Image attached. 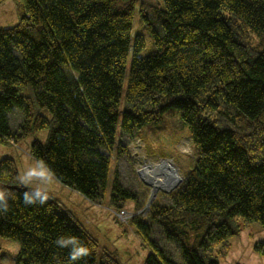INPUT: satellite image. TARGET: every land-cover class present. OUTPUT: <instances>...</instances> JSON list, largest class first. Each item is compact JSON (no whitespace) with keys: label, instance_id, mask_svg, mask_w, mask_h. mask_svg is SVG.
Masks as SVG:
<instances>
[{"label":"trees","instance_id":"trees-1","mask_svg":"<svg viewBox=\"0 0 264 264\" xmlns=\"http://www.w3.org/2000/svg\"><path fill=\"white\" fill-rule=\"evenodd\" d=\"M14 1L17 24L0 28V138L16 142L47 128L29 154L101 203L110 151L126 157L124 140H144L177 117L194 158L167 203L154 201L147 219L130 220L163 261L151 253L145 264H219L211 246L226 253L235 217L264 227V0ZM145 34L154 50L140 56ZM17 175L0 158V190L15 197L0 215V237L19 244L15 264H73L59 237L88 247L75 264H120L105 249L97 260V240L58 199L24 204ZM109 191L111 208L127 199L142 207L118 171ZM254 248L264 255V243Z\"/></svg>","mask_w":264,"mask_h":264},{"label":"rangeland","instance_id":"rangeland-1","mask_svg":"<svg viewBox=\"0 0 264 264\" xmlns=\"http://www.w3.org/2000/svg\"><path fill=\"white\" fill-rule=\"evenodd\" d=\"M17 22L15 1H1L0 28L12 27ZM135 25L136 20L133 22V28ZM144 42L145 47L139 53L140 56H145L154 50L148 34H145ZM125 83L126 78L123 81V91ZM45 114L49 116L48 113ZM166 122V130L151 129L152 132L143 133L144 140L138 136L124 140L126 157L117 156L116 149L110 151L107 189L101 203H93L86 198L83 200L84 198L66 193L58 186L60 182L53 178L49 186V195L67 203L66 200L72 202L71 211L75 214V218L97 240V260L101 251L105 249L111 252L120 264H145L146 258L151 253H155L157 259L162 261L160 254L158 255L159 252L150 241H146L137 234L131 219L120 222L108 209L111 208L108 205L109 188L115 171H118L124 186L139 190V202L142 207L136 210V200L127 199L124 209L128 212L141 211L140 214L145 219L152 202L167 203L170 193L182 183L183 173L192 165L194 158L192 140L186 127L187 131L180 129L181 127L178 128L177 117L168 116ZM145 129L149 128L145 127L143 130ZM118 130L119 127H117ZM47 136L48 129L45 128L19 138L16 142L0 138V158H10L14 169L19 174L35 160L29 154L31 143L34 140L45 142ZM146 146H149L150 151L146 150ZM105 207L107 210H104ZM234 222L238 226V232L228 238L229 246L226 253L221 255L219 252L222 249L221 244L216 243L211 246V255L217 257L219 264H264V255L254 248L257 243H264V227L256 221L243 222L239 217H235ZM151 235L162 245L161 231L157 227L152 230ZM168 248L173 254L172 258L176 260L174 246L168 245ZM18 251L19 244L16 241L0 237V264H15Z\"/></svg>","mask_w":264,"mask_h":264},{"label":"clouds","instance_id":"clouds-1","mask_svg":"<svg viewBox=\"0 0 264 264\" xmlns=\"http://www.w3.org/2000/svg\"><path fill=\"white\" fill-rule=\"evenodd\" d=\"M53 178V170L42 158H36L30 166L19 173L15 177V181L26 189L23 192L24 204H45L49 199V186ZM10 199H15L10 191L6 189L0 190V215L9 211ZM55 243L61 247H71L70 257L73 264L89 254L88 247L72 237H59Z\"/></svg>","mask_w":264,"mask_h":264},{"label":"built area","instance_id":"built-area-1","mask_svg":"<svg viewBox=\"0 0 264 264\" xmlns=\"http://www.w3.org/2000/svg\"><path fill=\"white\" fill-rule=\"evenodd\" d=\"M112 214L114 215V217L119 220L120 222H127L130 219H132L133 217L137 216V215H141V211H133V212H128L126 211L124 208L121 209H114V208H108Z\"/></svg>","mask_w":264,"mask_h":264},{"label":"crops","instance_id":"crops-1","mask_svg":"<svg viewBox=\"0 0 264 264\" xmlns=\"http://www.w3.org/2000/svg\"><path fill=\"white\" fill-rule=\"evenodd\" d=\"M58 186H60V188H61V190H64L66 193H68V194H70V195H75V196H78L79 198H84V197H81L82 195H80L78 192H76V191H74V190H72L71 188L69 189H67L63 184H61V183H58ZM83 200H86L85 198L83 199ZM60 202H61V204L64 206V208L66 209V210H68L73 216H74V218L76 217L75 216V214L71 211V209H72V202L70 201V200H66V201H68V203L67 202H65V201H61V200H59ZM104 210H107L106 209V207L104 208ZM78 222H79V220H77ZM80 223V222H79Z\"/></svg>","mask_w":264,"mask_h":264},{"label":"bare ground","instance_id":"bare-ground-1","mask_svg":"<svg viewBox=\"0 0 264 264\" xmlns=\"http://www.w3.org/2000/svg\"><path fill=\"white\" fill-rule=\"evenodd\" d=\"M168 167V166H167ZM165 168V167H164ZM170 168V167H169ZM163 169V168H162ZM165 170V169H164ZM166 172H168V170L166 171ZM173 172V171H172ZM149 177V176H148ZM174 178V177H173ZM148 182V181H147Z\"/></svg>","mask_w":264,"mask_h":264}]
</instances>
